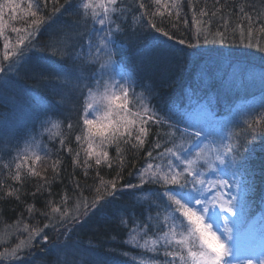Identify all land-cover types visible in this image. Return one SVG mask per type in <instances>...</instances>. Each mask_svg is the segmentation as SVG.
<instances>
[{
  "label": "snow or ice",
  "instance_id": "1",
  "mask_svg": "<svg viewBox=\"0 0 264 264\" xmlns=\"http://www.w3.org/2000/svg\"><path fill=\"white\" fill-rule=\"evenodd\" d=\"M65 3L72 6L71 0H65ZM185 3L192 13V36L190 39L182 36L179 44L189 48H195L201 42L224 44L231 36L248 48L264 53V40L260 39L264 36V7L257 9L251 4L237 3L233 7L238 10L229 11V4L223 0H213L211 6L208 0H135L132 21L146 22L150 29L174 40L176 36L170 29H178L180 24L188 27L189 24L183 12ZM49 4L52 5V14L62 7L60 0H27L23 7L19 0L0 2V37L3 38L0 74H7L18 62L22 63L26 53L34 48L36 35L51 19V14L45 15ZM76 4L85 25L92 22L101 26L95 34L87 33L91 37L90 54L73 55L77 47L75 41L82 39L74 28L53 33L45 48L71 62L70 67L51 70L56 72L60 81L56 87L68 94L61 95L58 91L56 94L61 95L62 100L70 99L72 93H81L82 123L79 133L74 136L78 148L74 150L68 143L74 128L70 121H41V127L49 140H57L60 148L72 156L74 166L85 170V175H88L87 169L96 168L99 182L93 185L91 197L79 191L73 200L72 195L64 192L59 201H46L42 211L34 203H25L28 218L39 211L46 222L42 226L40 223L32 225L21 213L9 227L26 235L13 247L0 251V260L18 258L24 250L35 247L39 242H51V246L56 248V241L50 237L49 231L63 227L67 233L69 224H87L102 206L114 202L121 187H127L137 192H150L151 199L146 201V215L129 216L127 221L120 218L121 226H132V235L126 243L147 252H162L164 257L162 261L148 260L142 264H264V228L257 242L246 219L247 198L252 185L247 180H240L246 174L250 156L255 151L254 142L258 138L264 140V111L246 119L238 132L229 133L227 143L223 137L217 140L208 131V126L216 119L210 110L194 111L187 123L184 119H174L171 110L162 115L150 103L154 89L145 88L137 93L134 72L116 80L110 70L116 54L111 47L112 41L118 33L122 34L130 27L125 21L129 19L127 13L131 6L126 0H76ZM17 19L21 26L11 23ZM6 31L13 33L14 38H10ZM77 61L86 67L77 71ZM88 70L89 75H83ZM40 71L43 73L44 70ZM248 76L250 80L259 79L264 85V70L249 72ZM86 79L90 83L81 87V81ZM261 109L264 110V103ZM181 123H185L184 128L179 127ZM165 125L171 130L173 146H163V150L154 156L155 150L162 148L157 140L146 156L149 161L161 162H148L141 168L138 183L121 185L126 152L143 149L152 127ZM177 134L182 141L179 145L175 143ZM193 141L201 143L194 146L195 151H190L185 144ZM109 148L115 149L114 157L110 155ZM81 151L84 152L83 160L80 159ZM47 155L33 136L15 157L0 163V201L15 199L23 202L22 197L26 195L24 185L32 177L42 181L31 193L33 197L46 190L51 194L50 185L60 174L63 162L59 158L52 161L53 175L49 178L46 167L39 171L35 167ZM101 167H115L116 174L105 180L100 176ZM209 173L216 178L208 179ZM229 175L231 179H226ZM145 185L157 187L145 188ZM80 187L77 182L76 188ZM67 239L70 241L71 236L68 235ZM69 246L68 243L64 245L65 248Z\"/></svg>",
  "mask_w": 264,
  "mask_h": 264
},
{
  "label": "trees",
  "instance_id": "2",
  "mask_svg": "<svg viewBox=\"0 0 264 264\" xmlns=\"http://www.w3.org/2000/svg\"><path fill=\"white\" fill-rule=\"evenodd\" d=\"M2 2V0H0ZM22 7L26 6L27 0H19ZM229 4V11H237L233 7L234 4H251L257 9L264 7V0H223ZM127 5L131 6V11L127 13L129 19L125 21L130 27L122 34L118 33L117 38L113 40L115 49V58L125 67L128 74L135 73L137 83L134 85L137 93L143 92L145 88H152V99L150 103L157 108L161 114L168 113L169 110L173 113V109L182 106H189L191 103L205 102L217 109L240 108V115L234 121V126L231 132H238L246 119L256 112L264 111L261 109V104L264 103V85H261L259 80H250L247 72L243 71L238 77H231L229 68L236 63L245 65L246 67L255 66L264 69V53L259 52L255 48H248L245 44L240 43L239 39L229 37L228 42L208 43L202 42L195 48H189L187 45H181L178 40L183 36L185 39H190L192 36V13L185 3L184 17L188 19V27L180 24L178 29H169L176 36L174 40H168L167 37L155 32L147 27L146 22H133L132 11H135V0H126ZM213 0H208L211 6ZM62 5L59 12L52 14V5L45 11V15L51 14V19L47 24L41 27L39 33L34 40V48L37 47L38 58H34L38 63L34 67L36 69L44 68L59 69L61 66L70 67L71 62L66 57L55 56L52 51L45 48L52 37L53 33L68 28H74L76 32L81 34L82 39L76 40L77 47L73 55L77 53H89V32L95 34L96 30L101 29L99 24L89 22L85 25L84 21L78 15L76 0H71V7L65 0H60ZM123 6V5H122ZM138 15V14H137ZM7 19V13H6ZM15 26H21L19 19L11 22ZM77 25H79L77 27ZM10 38H14V34L6 31ZM100 34H103L102 32ZM211 40V37H209ZM255 39V37H254ZM264 40V36L260 37ZM98 40V39H97ZM3 38L0 37V55H2ZM30 49L28 52L34 51ZM35 53V52H34ZM215 61L210 71H205L208 62ZM227 66V69L224 70ZM77 61V71L85 68ZM89 71H84L83 75L88 76ZM54 72V71H53ZM0 74V80L10 76ZM54 77L34 76L24 80L25 86L39 96L45 103L47 108V120H65L70 121L74 128L69 134L68 143L77 149L78 145L74 136L79 133V125L82 123L80 116L82 110L81 93L75 92L71 94L70 99L62 100L61 95H68L64 90L58 89L56 85L59 83ZM90 83L89 80L81 81V87L84 84ZM1 88V86H0ZM102 90V89H101ZM61 95H57V92ZM7 95V93H4ZM0 91V122L4 123L2 134L8 133L6 124L11 120L10 116L16 113V109L11 106L10 98L6 97ZM247 102V99H249ZM35 99V98H34ZM33 99V100H34ZM25 105L22 102L21 105ZM174 119L180 120L179 116L174 114ZM36 124V123H35ZM180 125L184 126V123ZM179 125V126H180ZM9 125H7L8 127ZM32 127V126H31ZM38 144L47 151V158L38 162L35 167L37 170L47 168L46 175L51 178V163L59 158L63 163L60 165V174L50 185L49 191L37 193L35 197L31 195L35 191L38 183H42L39 178H29L24 185L26 195L22 197V201L9 199L0 201V220L5 224L15 223L24 213L28 223L41 226L46 221L44 217L37 211L32 218H28V213L25 209V203H34L38 210H45V202L48 200L59 201L60 196L64 192L75 199V193L83 191L84 195L91 197L93 185L99 182L97 177V169H87L88 175H85V170L82 167H76L72 163V156L64 149L60 148L57 140H49L47 133L39 132L43 128L38 125L37 129L32 127ZM67 132V129H64ZM171 130L165 126H153L148 137V142L144 148L136 151L126 152V160L123 168V179L121 185L128 183H138V171L143 168L148 162L158 163L159 160L149 161L146 156L147 151L152 150V145L159 140L163 146L172 147L170 142ZM20 135V132H17ZM38 134V135H36ZM1 135V134H0ZM19 137V136H18ZM17 137V138H18ZM14 145L0 136V163L11 160L15 154L16 141L13 139ZM181 138L177 134L175 143L179 145ZM264 140L257 139L254 142L255 151L251 154L248 169L245 175L241 176V180H247L252 185V190L247 198V224L249 221L261 217V223L264 224ZM87 147L86 144L83 145ZM188 148V145L185 144ZM111 156H115V149H108ZM43 156L44 153L41 152ZM80 159H84V152L81 151ZM100 176L105 180L111 179L116 174V168L109 169L101 167L99 169ZM80 184V189L76 188V183ZM11 183V182H10ZM157 187L156 185H145V188ZM109 199H112L111 197ZM151 199L150 192H137L135 189L121 187L117 192L114 202L104 205L96 215L89 220L87 224H69L68 232L65 233L63 227H59L58 231H49L50 237L56 241L57 247L53 248L51 242L44 244L39 242L35 247L31 248L24 258V262L30 264H142L148 260H163V254L147 252L144 249H139L135 245L126 243L132 235L130 231L131 225L127 228L119 224L120 218L123 217L127 221L129 216L133 218L146 215L144 208L146 201ZM103 203V202H102ZM155 213H153L154 215ZM68 235L71 240L67 239ZM142 236L143 233H140ZM143 242V241H141ZM65 243L70 246L65 248Z\"/></svg>",
  "mask_w": 264,
  "mask_h": 264
},
{
  "label": "rangeland",
  "instance_id": "3",
  "mask_svg": "<svg viewBox=\"0 0 264 264\" xmlns=\"http://www.w3.org/2000/svg\"><path fill=\"white\" fill-rule=\"evenodd\" d=\"M102 35V34H100ZM96 39H99V37H96ZM112 50L115 51L112 41ZM38 50L39 48L35 47L34 51L32 53L27 52L26 57L24 61L18 62L11 71H9L11 74L9 77H6L3 80H0V91L4 94L7 93V95L10 98V103L7 95H5L6 100H8V103L11 104L16 109V113H13L9 120V124H6V129L8 130L6 134H2V131L4 130V123L0 122V136L3 139H6L7 142L11 144V142L14 145L13 139L16 141L17 145L15 148V154H17V151L19 149H23L25 146L26 141H29L31 137H35L37 140V137L35 136V133L33 132L32 127L36 128L38 125H41V121H47V114L48 111L45 103L39 98V96L35 93H32V91L28 90L25 86L24 80L28 77H34V76H45V77H54L58 80L57 74L54 71L45 70L43 69V73H41L40 69H36L34 66L38 63H36L34 58H38ZM35 52V53H34ZM114 56L113 63L110 65V70L112 74L114 75L116 80H120L121 76L128 74L127 70L123 65H121L117 59ZM106 62V61H104ZM215 61L208 62L206 65V70L209 71L214 67ZM225 69H227V66H223ZM99 69V65H97V70ZM209 69V70H207ZM231 77H238L243 71L247 72H255L259 73L261 70L258 67L251 66L246 67L243 64L236 63L232 67L229 68ZM210 73V71H209ZM259 80V79H257ZM103 91V90H101ZM264 97V95H259L256 97ZM35 98V99H34ZM34 99V100H33ZM250 98L247 99V102H249ZM22 102H25L26 104L21 105ZM201 110H210L212 113L215 114V122L210 124L208 126V131L212 132L213 136L216 137L217 140L219 138L223 137L224 142H228V136L229 133H231V128L234 126V121L237 119V117L240 115V108L234 107V108H224L222 110L217 109L214 106H211L209 104H206L205 102H199V103H191L189 106H182L180 108L173 109V114H176L179 116V119H184L185 123L188 122V118L195 112H200ZM38 118V119H37ZM49 119V118H48ZM51 121H55L52 119ZM36 123V124H35ZM184 126L180 125V128H184ZM7 125H9L7 127ZM32 126V127H31ZM5 131V130H4ZM17 132H20V135L17 134ZM39 132H42L40 134L44 133V130H40ZM38 135V134H36ZM19 136V137H18ZM18 137V138H17ZM38 142V140H37ZM200 141H193L191 144H187L190 151H195V145L200 144ZM207 143V141H205ZM208 179H215L216 176L212 173L208 174ZM226 179H231L230 175L225 177ZM241 180V178H240ZM242 181V180H241ZM235 191V189H233ZM247 210V207H246ZM231 219V217H229ZM247 219V214H246ZM13 225L11 224H5L0 220V251H4L6 247L11 248L15 244L19 242L20 239H23V237L26 235L21 234L20 232H16L13 228H10L9 226ZM248 228L256 238L257 242H259L260 238V231L262 228H264V224L261 223V217L259 216L258 219H254L253 221L248 222ZM218 227H222V225H218ZM30 249L24 250L18 258L15 259H4L0 260V264H30L28 262H24V258H27V254L30 252Z\"/></svg>",
  "mask_w": 264,
  "mask_h": 264
}]
</instances>
